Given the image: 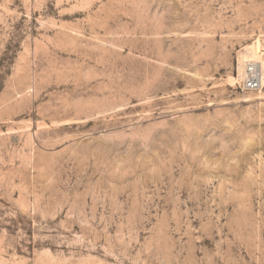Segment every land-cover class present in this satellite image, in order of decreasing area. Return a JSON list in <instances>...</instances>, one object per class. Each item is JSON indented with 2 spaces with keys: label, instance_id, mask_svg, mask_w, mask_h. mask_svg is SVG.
<instances>
[{
  "label": "rangeland",
  "instance_id": "374dc122",
  "mask_svg": "<svg viewBox=\"0 0 264 264\" xmlns=\"http://www.w3.org/2000/svg\"><path fill=\"white\" fill-rule=\"evenodd\" d=\"M256 40L264 0H0V264H264Z\"/></svg>",
  "mask_w": 264,
  "mask_h": 264
},
{
  "label": "built area",
  "instance_id": "2783aa9c",
  "mask_svg": "<svg viewBox=\"0 0 264 264\" xmlns=\"http://www.w3.org/2000/svg\"><path fill=\"white\" fill-rule=\"evenodd\" d=\"M240 77V87L244 91H257L262 87L263 80L260 74L259 63L247 61Z\"/></svg>",
  "mask_w": 264,
  "mask_h": 264
},
{
  "label": "bare ground",
  "instance_id": "6f19581e",
  "mask_svg": "<svg viewBox=\"0 0 264 264\" xmlns=\"http://www.w3.org/2000/svg\"><path fill=\"white\" fill-rule=\"evenodd\" d=\"M259 48H260V43L258 40H256L254 45L249 46L248 48L249 50L247 51V54L243 56L242 59H244L245 61H253V62L259 63L260 74H261L262 79H264V62H262V60L255 61L258 58L257 56L255 57V54L259 52ZM242 75H243V72L240 73L239 76L242 77Z\"/></svg>",
  "mask_w": 264,
  "mask_h": 264
}]
</instances>
